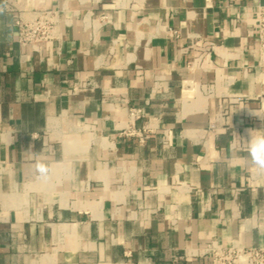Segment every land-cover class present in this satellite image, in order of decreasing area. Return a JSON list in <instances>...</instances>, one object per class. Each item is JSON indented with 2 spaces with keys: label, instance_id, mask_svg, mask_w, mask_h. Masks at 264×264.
I'll return each instance as SVG.
<instances>
[{
  "label": "crops",
  "instance_id": "crops-1",
  "mask_svg": "<svg viewBox=\"0 0 264 264\" xmlns=\"http://www.w3.org/2000/svg\"><path fill=\"white\" fill-rule=\"evenodd\" d=\"M10 2L0 264H210L202 243L264 247V171L243 141L264 129V0ZM42 10L57 24L37 53L14 20Z\"/></svg>",
  "mask_w": 264,
  "mask_h": 264
},
{
  "label": "built area",
  "instance_id": "built-area-1",
  "mask_svg": "<svg viewBox=\"0 0 264 264\" xmlns=\"http://www.w3.org/2000/svg\"><path fill=\"white\" fill-rule=\"evenodd\" d=\"M10 3V0H2L0 11H12ZM14 24L17 28L19 45L41 53L43 44L55 39L57 16L54 12L42 10L28 20L16 15ZM256 36L258 67L264 69V5L258 6L256 10ZM142 115L141 110L129 111L131 120L139 119ZM259 219L264 223V214ZM201 245V254L210 259V264H264V247L243 245L239 242H231L227 245L208 242Z\"/></svg>",
  "mask_w": 264,
  "mask_h": 264
},
{
  "label": "clouds",
  "instance_id": "clouds-1",
  "mask_svg": "<svg viewBox=\"0 0 264 264\" xmlns=\"http://www.w3.org/2000/svg\"><path fill=\"white\" fill-rule=\"evenodd\" d=\"M264 129L251 130L249 133L250 139L243 140L248 145L247 159L258 170L264 171ZM38 174L42 179L47 178L48 169L44 164L37 165Z\"/></svg>",
  "mask_w": 264,
  "mask_h": 264
}]
</instances>
